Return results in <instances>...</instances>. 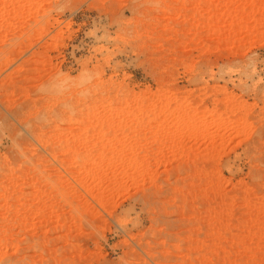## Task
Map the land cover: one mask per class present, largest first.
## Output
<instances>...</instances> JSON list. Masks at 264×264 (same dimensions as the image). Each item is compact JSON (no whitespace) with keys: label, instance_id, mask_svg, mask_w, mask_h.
Wrapping results in <instances>:
<instances>
[{"label":"rangeland","instance_id":"rangeland-1","mask_svg":"<svg viewBox=\"0 0 264 264\" xmlns=\"http://www.w3.org/2000/svg\"><path fill=\"white\" fill-rule=\"evenodd\" d=\"M0 264H264V0H0Z\"/></svg>","mask_w":264,"mask_h":264}]
</instances>
